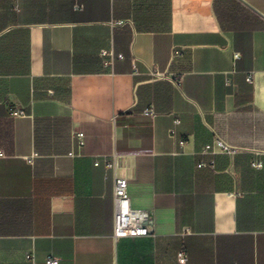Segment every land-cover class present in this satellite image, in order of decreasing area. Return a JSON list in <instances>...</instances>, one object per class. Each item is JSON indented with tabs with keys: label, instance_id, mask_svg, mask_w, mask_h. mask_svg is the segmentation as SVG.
Wrapping results in <instances>:
<instances>
[{
	"label": "crops",
	"instance_id": "1",
	"mask_svg": "<svg viewBox=\"0 0 264 264\" xmlns=\"http://www.w3.org/2000/svg\"><path fill=\"white\" fill-rule=\"evenodd\" d=\"M0 134V264H264V0H0Z\"/></svg>",
	"mask_w": 264,
	"mask_h": 264
},
{
	"label": "built area",
	"instance_id": "2",
	"mask_svg": "<svg viewBox=\"0 0 264 264\" xmlns=\"http://www.w3.org/2000/svg\"><path fill=\"white\" fill-rule=\"evenodd\" d=\"M103 57H110L108 65H112L115 58L124 59L123 55H115L113 51H103ZM238 58V55H236ZM249 82H253V77L248 78ZM24 115L22 110H11V116L20 117ZM143 115L150 118H155L157 116V111L154 106H150L143 111ZM176 124L180 121L176 120ZM174 135V132H171ZM75 137L78 140V145L83 147L85 145V135L81 132L76 133ZM233 148L226 144L220 139H215L212 144L205 147V154H217V153H232ZM3 153L0 152V156ZM99 162L96 163V166ZM210 166L214 165L211 161ZM105 166L107 169H117L119 167L118 157L114 156L112 161L106 160ZM208 166L206 163L199 164V167ZM252 167L255 169H261L263 167L260 162H253ZM114 198L116 203V213L114 222V237L116 240L127 239V238H144L154 235V228L151 223V216L148 211L139 210L132 207L131 198L129 195V184L128 179L123 175L115 176V186H114ZM178 258L181 264H186L188 257L185 252L180 251ZM47 264H59L57 259L49 258Z\"/></svg>",
	"mask_w": 264,
	"mask_h": 264
},
{
	"label": "rangeland",
	"instance_id": "3",
	"mask_svg": "<svg viewBox=\"0 0 264 264\" xmlns=\"http://www.w3.org/2000/svg\"><path fill=\"white\" fill-rule=\"evenodd\" d=\"M3 138H4L3 135L1 136V134H0V148H1V145H2V143L4 141Z\"/></svg>",
	"mask_w": 264,
	"mask_h": 264
}]
</instances>
